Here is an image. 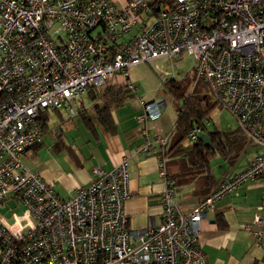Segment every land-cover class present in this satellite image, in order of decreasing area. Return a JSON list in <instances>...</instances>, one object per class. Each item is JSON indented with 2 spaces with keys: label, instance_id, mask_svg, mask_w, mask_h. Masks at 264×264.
Masks as SVG:
<instances>
[{
  "label": "built area",
  "instance_id": "1",
  "mask_svg": "<svg viewBox=\"0 0 264 264\" xmlns=\"http://www.w3.org/2000/svg\"><path fill=\"white\" fill-rule=\"evenodd\" d=\"M193 57L205 81L260 150L240 172L219 180L187 210L166 175L167 136L141 129L139 151L154 154L163 182L160 221L129 225L123 158L111 170L58 196L23 154L40 142L42 111L67 107L89 89L133 65ZM139 123L157 120L160 100L142 103ZM208 121H204V124ZM197 126L187 138L195 140ZM264 177V0H0V202L12 196L23 212L0 219V264H209L198 241L205 210L243 184ZM251 224L263 238L264 194Z\"/></svg>",
  "mask_w": 264,
  "mask_h": 264
},
{
  "label": "crops",
  "instance_id": "2",
  "mask_svg": "<svg viewBox=\"0 0 264 264\" xmlns=\"http://www.w3.org/2000/svg\"><path fill=\"white\" fill-rule=\"evenodd\" d=\"M116 1H120V4H122L125 0ZM124 78L126 84L120 85L132 86L127 76H124ZM80 98L81 96L78 99ZM90 98L91 103L89 104H84L83 101L79 100V107L71 114H75L79 118L84 131L89 134V138L84 137L78 141L73 132L70 131V127L65 129L64 123L67 122V118L64 119L60 113H57L59 109L50 110L55 113L56 121L50 126L51 118L50 113H48L49 121L44 133H42V136L47 135L49 137L50 143L44 144L41 137L37 147L28 149L22 156L25 167L28 170L38 172L58 196L68 198L75 194L77 187L87 186L97 178L95 169L107 172L123 158H126L129 170L128 187L130 196L125 200L124 210L129 225L133 228H144L148 224H158L160 221L158 195L163 189V182L157 175L156 156L154 154H143L139 151V147L143 142L140 131L145 128L150 136L170 137L176 117L175 109V115H173L165 109V100L159 98L160 117L157 120H145L139 123L137 116L143 111L142 103L154 99L144 100L142 97L128 96L111 109L112 123L108 127L94 124L92 128H88L78 111L81 108H90L95 101L92 96ZM221 108L232 119V126L220 129L214 123V126L210 127L208 118L205 120L208 121L206 127L220 130L234 129L237 125L235 118L227 109ZM259 150L260 147L256 143L246 142L240 153L234 157L233 162L227 156L216 155L211 161L209 171L213 182L217 183L224 177L232 176L243 170ZM172 159L174 160V158ZM175 159L178 160L180 157H175ZM216 160L217 162L214 163ZM177 168L183 173L186 172V168L180 162H178ZM204 177V175H201L198 179L196 177L175 191V197L181 209H189L206 195L212 181L211 179L203 180ZM194 191L195 195L192 197L191 193ZM197 191H200L201 195H198ZM263 194L264 177L243 184L236 192L225 195L216 201L212 208L205 210L198 241L207 256L209 264H224V261L220 259L222 249L227 253L228 264H264V234L261 240H257V244L254 243L255 245L251 244L249 237L244 234L243 239L246 244L248 243L247 248L240 254L233 252V245L238 239L235 230L246 231L241 226L251 224L257 212L256 206ZM7 204L10 205L9 209L13 211L11 213L12 219L14 215L20 214L15 212V208H22V206L18 204L14 197L5 198L0 202V207H5ZM217 216L223 218L225 227L220 228L218 226ZM262 217L264 219V212ZM0 219L7 222V219L2 215H0Z\"/></svg>",
  "mask_w": 264,
  "mask_h": 264
},
{
  "label": "trees",
  "instance_id": "3",
  "mask_svg": "<svg viewBox=\"0 0 264 264\" xmlns=\"http://www.w3.org/2000/svg\"><path fill=\"white\" fill-rule=\"evenodd\" d=\"M173 1L152 0L153 4L159 2L172 3ZM191 80L193 88L190 92L184 90L181 85L182 81L174 78L169 79L164 85L169 94L173 96L172 99L174 100V109L176 111L172 135L168 136L166 145L163 146V153L166 156V175L172 181L175 191L183 187L188 181H192L196 177L198 179L201 175H204L203 180L211 179L212 181L208 187L207 195L216 184L213 182L209 172L212 159L216 155H221L231 158V162H233L234 157L240 153L243 145H245L246 136L238 125L234 129L227 130L206 127L207 124H204V121L209 118L211 112L218 104L205 81L197 79L194 72H192ZM133 91V86L117 83L107 84L104 89L101 86L89 89L86 93L92 96L95 101L90 108L79 109L78 114L88 128H92L94 124L108 127L112 123L111 109L128 96H131ZM48 113L49 111L47 110L42 111L38 118L42 133H44L49 121ZM197 126L201 127V131L196 135L195 140L188 139L187 134ZM203 133L209 136L210 143L200 140L199 136ZM37 145L38 143L29 149L35 148ZM175 157H180V159L176 160ZM178 162L186 168L185 173L177 168ZM197 194L201 195V192L197 191ZM194 195L195 191L191 193L192 197ZM206 195H203L204 197L200 201ZM216 222L220 228L225 227V221L222 217L217 216Z\"/></svg>",
  "mask_w": 264,
  "mask_h": 264
},
{
  "label": "rangeland",
  "instance_id": "4",
  "mask_svg": "<svg viewBox=\"0 0 264 264\" xmlns=\"http://www.w3.org/2000/svg\"><path fill=\"white\" fill-rule=\"evenodd\" d=\"M115 2L120 4V1L115 0ZM193 65V57L188 56L185 53L172 60L167 58H158L150 62H142L133 65L129 68L127 75V79L132 84L134 90V93L131 94V96L134 98L142 97L144 100H149V98L154 100L163 98L165 100V109L169 110L173 115H175L174 100L172 99L173 96L169 94L168 90L164 86L165 82L174 78L176 80L182 81L181 85L184 90H187L188 92L192 91L193 85L191 79ZM110 83L126 84V79L122 75L115 74L112 79H107L106 84L101 85V88L104 89L106 85ZM80 96V99H76V101L70 104L73 112H75L76 108L79 107V100L83 101L84 104L91 103V98L87 93H84ZM49 113L51 118L49 124L52 126L56 121V116L54 112L49 111ZM57 113H60L64 119L67 118V122L64 123L65 129L70 127V131L73 132V135L78 139V141L82 140L84 137L89 138V134L84 131L79 118L75 114L71 115L68 108L61 107ZM209 121L210 127L214 126L213 124L216 123L217 127L220 129H224L227 126L231 127L233 122L230 116L219 106H216L211 112ZM80 136L82 137L80 138ZM42 142H44V144L50 143L49 137L47 135L42 136ZM216 162L217 160L214 161V163ZM9 207V204H7L5 207H0V215L4 216L8 223L13 220L11 216L13 211L9 209ZM15 212L21 214L23 212V208L16 207ZM235 232L238 236V239L233 245V252L236 254L242 253L248 246V243H245L243 236L247 235L250 239V243L253 245H255L254 243H258V241L250 232L246 233V231L244 232L240 230H235ZM220 256L221 261H224V264H228L227 253H225L223 249Z\"/></svg>",
  "mask_w": 264,
  "mask_h": 264
},
{
  "label": "water",
  "instance_id": "5",
  "mask_svg": "<svg viewBox=\"0 0 264 264\" xmlns=\"http://www.w3.org/2000/svg\"><path fill=\"white\" fill-rule=\"evenodd\" d=\"M200 140L204 141L205 143H210V138L207 134L203 133L199 136Z\"/></svg>",
  "mask_w": 264,
  "mask_h": 264
}]
</instances>
